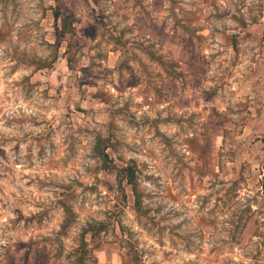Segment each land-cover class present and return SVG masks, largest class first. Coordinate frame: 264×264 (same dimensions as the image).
<instances>
[{"label":"rangeland","instance_id":"obj_1","mask_svg":"<svg viewBox=\"0 0 264 264\" xmlns=\"http://www.w3.org/2000/svg\"><path fill=\"white\" fill-rule=\"evenodd\" d=\"M115 2L0 0V264H264L258 0Z\"/></svg>","mask_w":264,"mask_h":264},{"label":"clouds","instance_id":"obj_2","mask_svg":"<svg viewBox=\"0 0 264 264\" xmlns=\"http://www.w3.org/2000/svg\"><path fill=\"white\" fill-rule=\"evenodd\" d=\"M48 2H51V0H48ZM115 7L116 8L120 7L119 0H116ZM236 7H239L241 9V13L247 14L249 12V8L252 7V5L249 3V0H244L243 3H237ZM253 14L257 15L258 17L260 15H264V0H258V2L255 4V9H254ZM78 75H80V73L77 70V72L72 75V79L75 80ZM101 87H104V85L102 84ZM74 99L77 101H80L81 103H84V101L81 100L80 96H76ZM88 106L91 107L92 105L89 104ZM103 118L104 117L101 115L95 116V119L97 120H102ZM23 131H28L27 127H25ZM9 147H11V144L9 145ZM24 195H27V193H25ZM20 196H21V193H17V198H19ZM29 199H31V197H29Z\"/></svg>","mask_w":264,"mask_h":264}]
</instances>
